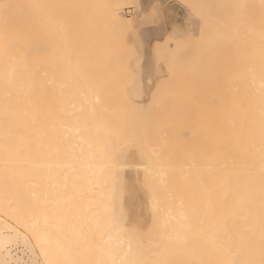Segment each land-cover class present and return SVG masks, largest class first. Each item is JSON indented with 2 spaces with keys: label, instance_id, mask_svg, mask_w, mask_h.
<instances>
[{
  "label": "rangeland",
  "instance_id": "374dc122",
  "mask_svg": "<svg viewBox=\"0 0 264 264\" xmlns=\"http://www.w3.org/2000/svg\"><path fill=\"white\" fill-rule=\"evenodd\" d=\"M82 1L84 2V0H0V4H4L8 8H18V7L20 8L21 7L20 10L22 11V24H23V27H26L24 29V31L22 30V32L24 33L25 36L27 35V30H28V34H31L30 36H27L30 39L32 38L31 40L29 39L31 41L30 43H32L31 47H33L32 45L35 46V44H36V47H38L39 44L41 45V46H39V49H36L34 47L32 49L40 50V47H42L43 44H45L43 47L46 51V50H48L46 48L49 45V44L48 45L46 44L47 41L51 42V44L53 42L57 43L58 40L62 39L63 36L66 37L67 34L68 35L73 34V35L77 36L80 40V44H81L80 49L85 48V43H86V45L89 44L88 50H90V51H92L93 49H95L93 51L99 50L100 52L105 54L104 58H107V60L109 59L106 63L104 62V64L96 66L95 68H92L90 66L82 67L81 74H80L81 75L80 80L82 82L80 80H78L77 82L75 81L76 84L78 85V86H76L77 89L80 90L81 88L82 89L88 88L90 91H92L94 93H98L99 94L98 97L97 98H93V97L84 98V96L80 94V96H81V97L79 96L80 101H79V99H75V98L73 99V103H75V100L79 101V103L77 101L75 104L77 106H80V108H83L82 107V106H84L83 103L84 104L87 103V104H85L84 107L86 108L85 109L86 111H87V108H89L88 111L83 112L84 108L81 109L82 112L85 113L84 114L85 118H87L90 115H93V116H91L92 117L91 119L93 122H94V120L97 122L98 118H100L98 121L99 122L98 126L99 127L104 126V127H102V130L103 131L105 130V131L103 132L100 129L99 130L96 128L95 129H96V131H100V132L102 131V134L104 133L107 137H105V135H104V137L101 136L102 139L100 138V136L98 137L97 134L99 132L93 131V129H94L93 124L94 123L93 122L89 123V121L91 120L89 118H87L88 119L87 121L86 120L83 121L85 119L83 114H82V116L84 119L81 120L82 116L80 115L81 119H79L80 120V122H79V120H78L79 115H77V111L79 112L80 109L77 111L74 110L71 112L70 115L72 116V119H73L72 122H74V121L77 122L74 119V118H76L75 117L76 115L78 116L77 117L78 123L87 122V123H85L87 126L91 125L90 128L88 127L90 130L86 133H85V130H82V129L81 130L84 131V133L86 135L88 133V136L89 135L92 136L93 134L96 133L95 135H97V137L95 135H93L92 138H94L95 140L97 139L96 143H98L100 141V144L102 145V146H100L99 144H95L97 146V148L99 147V148L104 149L103 145L106 146L105 147L106 152H103V151L97 152V156L99 157L98 161H101V163H103V162L104 163H106V162L113 163V165H114L113 171H116V173L117 172L119 173V171H121L120 174H126L125 172L127 170H129V171L132 170L130 173H132V172L138 173V178H139L138 184L141 181L139 186H141V185L144 186V187L143 186L141 187L142 192H143V197L145 196V192L147 191L146 187H149V188L151 187V186H147V184L153 183L154 186L152 187V191L153 190L156 191L153 193L155 196H154V198H152L153 196L150 193L151 191L148 190V191H150L149 192L150 194L147 191L146 193H148V194H146V195H148V196L151 195L152 197H147V198H148V200H149V198H152L153 200L154 199L157 200L155 198L157 195V198H159L158 199L159 205L161 203L163 206L167 205L168 210L166 209L167 207L166 208H162L163 206L161 207L163 210H165V211L167 210L166 212H168V214H169V216L166 215L167 217H169L168 218V224H167V227L169 225V228H168L167 232H169V230L172 229L170 227H172V226L174 227L168 234L167 233L165 234L167 241H164L162 243H160V241H159V243L161 245H163V247H166V248L168 247L167 252L170 251V253L171 252L173 253V250H174L169 246L170 244L168 245V242L169 243L172 242L173 240H175L174 238L179 239V237L182 238L183 242H185L187 237L185 238L184 237L185 235H183V233L187 234L190 231L192 232V228H193L194 233L196 232L195 237L197 236L196 239H200L199 241L198 240L195 241L196 239L194 237V233L192 232L193 233L192 235H190L191 233H189L187 235L189 238L191 236L193 239H195L194 243L192 242V244H190L191 242L189 243V240H187V243H189V244H186V242H185V244H186L185 249L186 250L188 249L187 252H188V254L191 253V255L184 253L185 252L184 250H183L184 252H182L180 250L184 254L179 255L180 252H179V250L177 251L178 245H182V248H184L183 244H181L182 240H180V242L178 241L176 243V245H174L176 247L174 250L175 254L178 252L177 255H175V254H172L175 256H172L171 254H170L171 256L167 255L171 258H168L166 256L168 258V259H166L164 257L166 262H163V263L170 264V261H171V264H173L175 261L176 262L178 261L180 264L179 258H180V256L183 255L182 257L184 258V260H182L183 258H181V262H184V263L188 262L189 264H191V262H189V261H192V264H193V262H194L193 259H194L195 260L194 263L202 264V259H203L202 258V250H203L205 241H204V237L202 238L201 235L203 234L202 236H204L205 233L208 232V229H209L208 227H210V222H211V220H210L211 217H209V215L211 216V212H209V211H211V209H210L211 208V200L209 199L211 195H206L205 189H203L206 186V182L204 179L205 178H206V180L209 179L205 170L208 171V173H209V171H211V169H210L211 166L207 167L209 170L206 168V166H209L208 164L212 163V161H211L212 160V151H211L212 148L211 147H212V139L213 138L211 136L212 135V132H211L212 129H210V128H212L213 120L209 121V119L210 120L213 119L214 109L217 106V105L216 106L214 105V104H217V102H216V99H217L216 93L217 92L213 91L214 89L211 91L213 85L210 88V84L212 82V84L214 83L216 85V83H215L216 80L212 77L216 78V75L218 76V72L220 70L219 68H221L222 65L226 62L225 60H228V57H229L228 46H229V44H231L233 42L235 44V42L237 40H240L241 35H243L242 34V32L244 31L243 27H245V25H244L245 20L248 17L247 16L248 2H247V0H181V1L180 0H169V2H168V0H161L162 2L157 0V3H156V1L152 2L154 5L151 4L153 6L151 7V5H150L149 6L150 9L148 8L147 9L148 12H147V10L142 11V9H140V5L137 4L138 0H98V1L96 0V1L91 2L92 5L90 4V9L93 7V12L97 13L96 17L94 18L96 22L95 21L92 22L91 18L88 17L87 12L85 10H83V7L85 5ZM163 2H164V4L166 3L165 6H163L164 5ZM81 3H83L82 4L83 7L80 5ZM186 5H189V6H186ZM73 6H78V7L72 8ZM137 6H139V7H137ZM190 6H192V9H190ZM79 7L81 9H79ZM35 8L37 11L35 10ZM193 9H195V10H193ZM34 10L36 11V13ZM140 10H141V12H140ZM196 10L197 11L199 10V12H196ZM72 11H74V12H72ZM112 11H115L116 13H118L120 15L121 19L115 20L113 18V16L111 15ZM84 12H86V13L84 14ZM137 12L141 13V15H144V16H141ZM146 13H149V14H146ZM199 13H201L202 15H200ZM38 14H39V16H38ZM36 15H37V17L35 18ZM136 15L137 16L139 15V17H137ZM203 15L206 17H204ZM77 16H79V19H77ZM86 17L88 18V20H86L87 19ZM207 18L209 19V21ZM41 20L45 21V22H42ZM212 20L214 22H216L218 25L213 24ZM33 22H35V23H33ZM54 22L56 24L55 29H54V30H56V32H53L52 24H54ZM91 23H95L94 27L90 26ZM159 23L161 26L163 25L166 28L163 26H162V28L161 27L159 28V26L157 27V25H159ZM155 24H157V25L155 26ZM117 26H118V28H117ZM217 26H221V27L219 28ZM107 27H108V29H107ZM141 27L144 31L141 29ZM151 27H154L155 29L151 28ZM56 28H58V30ZM92 28L96 31V32L94 31L95 36L93 37V41L89 40L90 37L92 39V35L94 34L91 32ZM145 28H147V29H145ZM148 28H150V29H148ZM163 28H165L164 29L165 31L162 30ZM93 29H92V31H93ZM138 29H140V30H138ZM151 29L152 30L154 29V30L152 31ZM158 29H160V33H161V34H159L160 36L158 35L160 38L159 37L154 38L155 37L154 31H156ZM221 29L225 30L226 32L228 31V33H230V34L226 33L225 31H221ZM147 30H148V32H147ZM241 30H242V32H241ZM163 32L164 33L167 32V33L164 34ZM148 33H150V34H148ZM139 34H140V36H138ZM143 34H146V36ZM232 34H234V36H232ZM152 35H153V37H152ZM161 35L164 37V38L162 37L163 39L161 38ZM130 36H132V37L130 38ZM144 36L146 38L145 41H143ZM148 36H149V38H148ZM135 37L138 38L139 41ZM151 38H153V41H154V42L152 41L153 43L150 42L152 40ZM133 39H135L134 41L137 40V42H138V43H136L138 46L137 49H139V50L141 49L140 51L142 52V53L139 52L140 54H138V51H137L138 56L135 54L137 49L135 47L136 45L134 44V42H132ZM86 41H88V43ZM89 41L92 42V44H93L92 46H94V47H92V48L89 47V46H91ZM141 41H143L144 44L148 45V48L146 45L144 46V44H142L143 42H141ZM151 43H152V45H151ZM236 43H240V42H236ZM95 44H97V45L95 46ZM153 44L155 46L154 48H153ZM98 45L99 46L103 45V46L101 49H98L101 47V46L99 47ZM134 47H135V49H134ZM145 50L148 53L150 51L152 52V54H150V56L147 53L148 57H150L149 59L151 60V67L154 65L152 67V68H154L152 71L154 73H151V74L152 75L154 74V76H156V74H157L156 77H158V75L160 74L159 78L160 77L162 78V75L164 73L165 77H163L162 80L164 79L163 81L167 84H165L162 80H160L161 78L159 79V78L155 77L156 79L151 78L152 79L151 80L150 79L151 74L148 77L147 76L144 77L146 79V81H144L145 79L142 78L143 77L142 72L139 69L140 68L139 67V61H140L139 59H141L144 56ZM154 50H156V51H154ZM153 52L155 55L153 54ZM155 57H156V59H155ZM132 58H134V59H132ZM124 60H125V62H124ZM132 60H134L133 63L135 65H133ZM152 60H154V61H152ZM156 61H157L158 66L155 65ZM165 62L167 63L166 64L167 66L165 65ZM158 63H160V64H158ZM132 65L135 66L134 68L138 72V73H136L137 76L135 74H133V72H135V71H132V69H133ZM130 67L132 69H129ZM160 67H162V68H160ZM160 69H162V70H160ZM74 70L70 71L69 80L72 79L71 78L72 76L74 78V73H75ZM161 73H162V75H161ZM135 76H136V78H135ZM154 76H152V77H154ZM199 76H201V77H199ZM147 78L150 80L148 81ZM165 78H166V81L167 80L169 81V83H168V81L167 82L165 81ZM176 78H178V79H176ZM137 79H139V80L142 79V80H140V82H137L136 81ZM171 80H172V82H171ZM186 80H187V82H183ZM212 80H215V82ZM141 82H143V86H142ZM147 82H149V83L151 82L152 85H150ZM160 82L161 83L163 82L162 84L165 85L166 88L169 87V86H167L168 84L170 86L172 85L173 89L175 87L176 88L174 90L171 88H170L171 90H168L169 88L168 89L165 88L166 91H164V92L166 94L164 95L163 94L164 92L162 90H165V89ZM72 83H74L73 79H72ZM144 83L145 84L147 83L146 84L147 86ZM158 83H159V86H161V88H163L161 90V93H159V95H161V98L159 95L157 96V98H159V100H160L158 102L161 103L162 100L165 99L160 105L157 102L158 99H156V100L150 99L153 97L156 98V93L154 94V92H155L154 89L157 87ZM83 84L85 87L83 86ZM74 86H75V83H74ZM193 86H194V88H193ZM202 86L204 87V89H205V87L209 86L205 90L203 89L205 91V93H207V94H203V96H202L201 92L204 93V91L203 90L201 91L202 88H200ZM130 87H133V88L137 87L139 90L141 88H143V89H141V92H142V95H144V96L142 97L140 95V93H138L139 90L136 89V91L138 93L137 94L135 92V88L130 89ZM147 87L149 88L148 91H147ZM161 88L156 89V91L158 90L157 93L160 91ZM196 88H199L200 90L199 89L197 90ZM129 89H130V91H129ZM192 89H193V91H192ZM207 89H208V91L210 90L209 95H208V92L206 91ZM143 90L145 92H143ZM195 90H197V92L199 94ZM181 91H183V92H181ZM129 92H130V94H129ZM147 92H149V93L145 96V94ZM214 92H215V94H214ZM143 93H145V94H143ZM133 94L134 95L136 94L135 95L136 97ZM151 94L155 95V96H152ZM194 94H195V96H194ZM200 94H201V96H200ZM138 95L144 99L143 100L141 97H139L141 99V101L146 100L145 103H142L141 101H139L140 99L138 98ZM191 95H193V96H191ZM197 96H199V97H197ZM204 96H205V98H204ZM206 96H208V97H206ZM145 97L146 98L148 97V98L146 99ZM165 97L166 98L168 97L167 98L168 100ZM169 97L171 99L173 98L174 102H171ZM193 97H194V99H193ZM91 98H93V99H91ZM136 98H138L139 100L137 101ZM155 98H153V99H155ZM96 99H97V101H96ZM135 99L137 102L135 101ZM212 99H215V100H213L214 103L212 102ZM154 101H156V102H154ZM209 101H210V103H208ZM147 103L150 104L151 106L148 105ZM171 103H172V105H171ZM75 104H73V105H75ZM95 104L96 105H98V104L103 105V108H105L104 110H106V111H102L103 110L102 108H101L102 110H99L100 108L97 109L98 107H102V106L98 105V107H96ZM136 104H139V105H136ZM154 104L157 105L158 108L162 107V108H160L162 110H164V108H166L164 111L165 112L167 111L169 116L167 117V114H164L165 112L163 113L164 115L162 116L161 114L163 111H160V109L156 110L154 108L155 106H152ZM211 104L214 105L215 108H212ZM86 105H88V106H86ZM141 105L142 106L145 105L144 107H147V108L142 107L143 110H141L142 109V108L140 109ZM179 105H181V107H183V110ZM208 105L210 108L208 107ZM167 106H168V109H167ZM73 107L74 106H72V108ZM90 107H93L95 110L94 109L92 110V108H90ZM148 107H151V108H148ZM174 107L177 109H174ZM179 107L181 110L178 109ZM194 107H195V109H194L195 111L193 110ZM190 108H192V109H190ZM144 109H146V110H144ZM151 109H153V111ZM211 109H212V112H211ZM107 110H109L110 113ZM168 110H169V112L170 111L171 112L169 113ZM187 110H189L190 112L192 111L191 113H189L190 114L189 116L191 118L187 117L188 112H189ZM205 110H206V112H205ZM93 111L94 112L97 111V115L100 112L101 113L105 112V115L107 114V112L109 114L112 113L114 121H113V119H112V121L110 120L112 118V116H110L111 118L109 117L110 119L107 118L109 116L108 114H107L108 116L106 117V116H103L104 115V113H103L101 115V116H103V119H102L100 117V115L97 116L95 114L96 112L93 113ZM142 111L144 112V114ZM157 111H160V113ZM182 111L183 112L185 111L184 114H182L183 113ZM155 112H157V113H155ZM87 113H89V115ZM149 113H150V115H149ZM192 113H194V114L192 115ZM79 114H81V112ZM94 114H95V117H94ZM121 114H123V115H121ZM146 114H148L147 116H149L148 119H147ZM156 114H157V116H156ZM171 114L173 116L174 115L176 116V118L174 120H172L173 118H172ZM180 114H182L183 116ZM151 115H152V117L155 115L153 119L151 118ZM185 115H186V117H185ZM115 116L118 118H114ZM159 116L162 118H159ZM170 116H171V118H169ZM210 116H211V118H210ZM93 117L95 118L94 120H93ZM192 117L196 118V120L194 118H193L194 119L193 120ZM187 118H189V119H187ZM202 118H203V120H202ZM115 119H117V121ZM118 119H120L119 123H121V124H118ZM126 119H127V121H126ZM188 120H191V121H188ZM199 120H201V121L199 122ZM96 122H95V124H96ZM98 122H97V124H98ZM173 122H175L176 128H174ZM202 122H205V123L203 124ZM125 123H126V126H125ZM155 123H157V124H155ZM207 123H208V125H207ZM209 123L211 126H209ZM95 124H94V127H95ZM100 124H101V126H100ZM122 125H124V126H122ZM182 125H184V126H182ZM185 125H187V126H185ZM188 125H189V127H191L190 129H189ZM87 126L84 129L88 130ZM193 126H194V129H192ZM199 126L201 127V129ZM96 127H97V125H96ZM170 127H172L171 131L169 129ZM206 127H207V129H205ZM177 128L179 131L176 130ZM187 130H188V132H187ZM207 130H208L209 134H208V132L206 134ZM90 131H92V132H90ZM180 131L182 134L178 133ZM203 131L205 132V134L203 133ZM93 132H95V133H93ZM164 133H165V135H164ZM102 134H99V135H102ZM143 134H144V136H143ZM207 135H208V137H207ZM199 136H201V137H199ZM156 137L159 140L156 139ZM161 137L164 140L161 139ZM183 137L186 139L187 143ZM203 139L207 140V141L209 140L208 143H207V141H202L203 142V144H202L201 140H203ZM134 140H135V142H134ZM199 140H200L201 144L198 143ZM164 141H168L169 143L164 142ZM188 141H189V143H188ZM170 142H171V145H170ZM112 143H113V146H112ZM194 143H195V145H194ZM189 144H191V145H189ZM130 145H132V146L134 145V146H138V147H134V146L132 147ZM176 145L177 146L179 145V148H177ZM185 145H187L188 147L193 145V148L192 147L191 148L194 149V151L193 150L190 151L189 149H191V148L188 149V147ZM125 146H129L128 148L126 147L128 149L127 151H126ZM139 146L141 149L139 148ZM182 146H183V148H182ZM148 147H149V149H148ZM205 147H206V150H204ZM57 148H58V150H60V147H57ZM114 148L115 149L117 148V149L115 150ZM122 148L123 149L125 148V150H123ZM129 148H130L131 152H132V150L133 151L135 150V152L137 154H138V149L142 150V152L140 150L139 151L144 156L143 157L140 156V153L136 156L138 159H140V158H142V159H140L139 161H138V159H134V160L129 159L127 157L128 155H131ZM136 149H137V151H136ZM55 150L56 149H54L53 152L51 151V153L56 154ZM153 150H154L155 154H153L154 153ZM120 151H121V153H120ZM41 152H42V150H41ZM59 152H62L61 154L64 156L67 155V153L64 149L60 150ZM116 152H118L117 155H116ZM128 152H129V154H128ZM135 152H133V153H135ZM158 152H159V154H158ZM81 153H83V152H81ZM42 154H43V152L41 153V155ZM61 154L60 153H59V155L56 154L57 157L59 156L58 157L59 159H57V162L54 161V160H56L54 158L52 160L54 163L51 161L54 154L51 155L50 161L55 166V167L53 166L54 170H52V172L54 171L53 173H54V177H56L55 179L60 180L59 178L61 176L63 177V178H61V180L63 182L62 188L60 186L56 185L55 188L54 187L52 188L53 190L50 189V191H52V192L47 191V189L44 188L45 189L44 192L46 194H48L47 192H50L49 193L50 195H45V193L41 194L43 192L42 190H41L42 192L40 193L41 195H0V225H2V224L11 225L14 228H16L21 234V237L18 238L19 240L17 239L11 245L10 252H8V251H1L0 252V260L10 259L14 262V264H31V262L36 258V255H35L36 252H41L42 254L40 256V259L43 262L46 261V258L50 259V261H52L51 264H53V263H55V264H132L133 261H136V263L134 262L133 264H137V263H139V262H137L138 260H141L139 264H141V263L144 264V262L146 264L147 261L149 263V259L147 260V257L145 254V253H147V256H153V257H151V260H150L152 262V259L154 258V256H157L155 254L149 255V254H151L152 250H155L154 249L155 240L158 237H160L161 235L163 236V231L165 230V232H166V230H167V228L164 229L166 227V224H165L166 221H164V223L161 224V226L165 224L164 227H162L164 229L163 231L159 230V228L161 226L158 225L157 222L156 223L154 222L155 224L153 223V225L157 224L156 226L158 227V229L155 226H153V228H151V226H152L151 222L153 220L152 218L154 217V215H153L154 210H153L152 205L154 206V202L156 204H158V202L154 201L152 203V201H150V203H151V205H150L149 201H147V199H145L146 196L144 198V200H146L145 203L148 202L149 212L151 209L153 210V211L151 210V212H150L152 214H150L149 212L147 214V212L144 213V211H143L145 216L149 215L148 218L146 217L147 220L149 219V223L146 220L145 216H144V219L146 221L142 220L141 221L142 223H140L137 220V223H140V224H137L136 221H134V220H133L134 222L132 221L133 223L129 221L132 224L131 226H128L130 223H128V224L125 222L123 223V225L127 224V226H128L127 228L125 226H124L125 228L123 227L124 229H126L125 230L126 232L124 231L123 232L124 234H123L120 231V233L117 234V237H119L118 235H120L121 237L123 235H129V237L128 236L124 237V239H126L124 241H127L128 246H129V244H130V246L132 244V246L131 247L129 246L128 249H126L127 248L126 246H125V248L122 247V248H124V249H122L123 250L122 252L125 255H121V253H122L121 252L119 255H121L123 257H120L118 255L117 257H120V258H116L114 260V258H115L114 257L113 258L114 261H111L112 257L109 258L110 254L108 255V251H107V247H108L107 245H109L107 243H111V242H109V241L107 242L105 240V237H106L107 233L109 234V232L111 234V235L109 234L110 236H113L112 235L113 233H114V235H116L115 232H113L114 228H116L113 226V223L115 222V224H116V218L117 217L119 218L120 214H119L118 210H116L114 208L116 210V212H118L119 215L116 214L115 210L113 209V207H115L114 204L112 203L114 201V199L111 198L112 195L111 196H109V195H94L93 196V195H85V194H83V195L74 194L73 195V193H75L73 190L74 186H72L73 183L70 181L72 184H70V183L66 184L67 178L71 179L72 175L75 176L73 173V170H72V172L69 173V175L64 174L65 178H66V179H64V175H62L63 172L61 171V168L57 166L61 161L60 157H62V160H64L65 162L69 161L70 157L69 156L63 157V156H61ZM119 154L120 155L122 154L120 156V157H122V160L120 159V157L117 158V156H119ZM126 154H128V155L125 157L124 155H126ZM155 155L157 156V158ZM194 155L195 156L199 155V157L197 156L195 158ZM131 157L133 158L135 156H131ZM127 158H128V160H127ZM143 158H144V160H143ZM119 159L121 161H124L125 165L129 161H132L133 163L132 162L128 163L127 164L128 168H127L126 167L127 165L125 166L124 163L121 162ZM206 159H209V161H211V162L209 163V161ZM146 160H148V161H146ZM199 160L202 162L204 161L206 164L202 163V162L200 163ZM137 162H142L140 164L142 165L144 163L145 165L141 166ZM55 163H58V164L55 165ZM136 163L138 164L137 166L140 168V170L136 169V167H137ZM195 163H196V165H195ZM116 164H117V166H116ZM120 164H122L123 167L125 166L126 169L123 168V171L125 170L124 172L119 169L122 167ZM202 164L206 165L205 166L206 169L203 168L205 170L200 171L201 170L200 166ZM131 166H133V169H136V170L133 171ZM143 166L147 167L146 170H142L145 168ZM165 166L167 168L169 167L168 170H167V168L165 169ZM178 166H179V168H178ZM158 167H160V170ZM161 167H163L162 171H161ZM170 167H171V169H170ZM191 167H193V168H191ZM197 167H199L200 170L194 169ZM56 168H58V169H56ZM148 168H149V171L152 169L154 172H157V173L156 174L152 173V170L150 172H148ZM156 168H158V169H156ZM172 168H175V169H172ZM59 169H60V171H59ZM163 169H165V170H163ZM137 170L141 171V172H138ZM170 170H171V174H168L169 176L168 175L166 176L168 178H165L166 173H169ZM185 171L187 172L185 176H187V174H189V175L192 174V176H193V178H192V176L188 175V178H189L188 181L189 182L186 181L187 177L184 178L185 176L182 175L183 173L185 174ZM188 171H190V172H188ZM196 171H198V172H196ZM174 172L176 174H174ZM199 172H200V174H199ZM147 173L149 174V176ZM163 173H165V175H163ZM179 173H181V175ZM55 174H58V175H55ZM117 174H115L116 175L115 179L116 178L120 179L121 176L118 174V177H117ZM152 174H153V177H152ZM161 174H162V176H161ZM155 175H159V176L154 177ZM198 175L200 177L202 175H204L205 178L202 179L203 176L200 178ZM70 176H71V178H70ZM77 177L79 178V176H77ZM77 177H76V179H77ZM74 178L75 177H73L71 180H73ZM145 178L147 180H144ZM152 178H156V179L153 181ZM162 178L164 180L167 179V183L169 182V180L171 182H169L167 184V183H165L166 180L162 181ZM63 179L65 181H63ZM142 179L144 181H142ZM184 179L186 182L184 181ZM200 179H202V180H200ZM151 180H152V182H151ZM160 180H161V183L164 182L166 185L164 186V183H162L163 185L160 183L162 185V186H160L159 185ZM199 180H200V182H198ZM148 181H150V183ZM201 181H203V182H201ZM143 182L145 184H142ZM195 182L197 184H195ZM188 183H190L189 184L190 186L188 185ZM198 183H200V185H198ZM43 184H45V183L43 182ZM43 184H42V186H44ZM59 185H61V184H59ZM64 185L66 188H68V187H70V188L65 190ZM197 185H198V187H197ZM156 186H158V187H156ZM59 187L61 190L58 191ZM40 188L42 189L41 185H40ZM143 188L144 189L146 188L145 191ZM197 188H199L200 191L197 190ZM69 189H71L69 192L73 191L72 193H70L71 195H69V193H68V195L62 193V192H64V193L68 192ZM157 189H159L160 192ZM165 189H167V190H165ZM169 191H171L170 193L172 194V196L174 195L173 199H172V196L169 195ZM202 192H203V194H202ZM52 193L53 194L55 193V194L51 195ZM59 193H61V195ZM193 193H195V194L193 195ZM206 196H208V197H206ZM166 199H167V202H166ZM168 199H169V201H168ZM169 202H171V203H169ZM180 202H182L183 204ZM207 202H208V206L210 205L209 206L210 208L207 206ZM163 203L164 204L166 203V204L164 205ZM167 203H169L171 208H172V204H173L172 210ZM177 203H179V205L182 204V205H180V209H179V206H176ZM183 205L186 208L183 210L192 211V214L190 212L186 213L184 211L188 215V219H186L187 221L185 222V227L187 226L188 229L185 228V230L182 228L180 229V225H179V221H178V218H179L178 216H179L180 210H181V212L183 211L182 210ZM150 207H152V208L150 209ZM174 208H175V210L179 209V211L178 210L175 211ZM207 208L210 210L208 211ZM144 209L148 211L147 207ZM163 210H160L162 212V214H164V212H165ZM204 211H205V213L206 212L207 213L205 214ZM166 212H165V214H167ZM171 212H173L174 214ZM175 213H176V216L178 218L174 217ZM193 214H194V216H192ZM152 215H153V217L151 218ZM170 215H172L174 221H171L172 219H171ZM112 218L114 220H112ZM166 218L164 220H166ZM143 221H145V222H143ZM190 221H192V222H190ZM31 222H34V223H31ZM172 222H174L175 224ZM143 223L145 225L147 223V226H146L147 229L146 230H145V227H142V225H141ZM189 223H191L193 225H191ZM207 223L209 224V226ZM117 224H119V223H117ZM173 224L176 226V228ZM133 225L135 227H133ZM136 225H138V227H137L138 229H135ZM119 226H120V224H119ZM139 226H141V228H139ZM117 227H118V225H117ZM130 227H131V229H130ZM177 227H179V229ZM121 228H122V226H121ZM155 228L157 231L159 230V233L162 232V234H160L158 236L157 235L158 232H156V230H154ZM200 228H203V229H200ZM127 229L130 231H128ZM141 229H142L141 232H144V234L140 233V232L139 233L135 232L137 230L140 231ZM152 230H154V231L152 232ZM175 230H177L178 232H179V230H181L182 232L181 231L180 232L182 234H180V236H179L178 233H176L177 231H175ZM186 230H189V231L187 232ZM111 232H113V233H111ZM154 232H156V233L154 234ZM172 232H173V234L171 235L170 233H172ZM135 233H138V235L136 234L137 237L139 236V234H140V236L142 234L144 236H147V234L149 235V233L151 235L153 234V236L154 235H157V236L156 237L151 236L152 237L151 238L150 235L147 237H144L142 235L138 239L135 236ZM198 233H200V234L197 235ZM131 234L132 235L134 234L132 236V238H134V239L137 238L139 241H140V238L142 240H143V238L148 239V237H150L151 240L152 239L154 240V238H155L154 242L152 240V243H154L153 245H152V243L149 242V241H151L150 239H148L149 241L145 239L147 242H149L150 247L153 246V249L151 248L152 250L150 249V252L149 251L147 252V250L145 252V250H143L142 253H144V252L145 253L141 257L144 259L146 257L144 262H142L143 260L140 257V254H138L139 252L136 250V248L138 249L140 247V249H138L140 251L142 249L140 245L144 246V248H147L148 246L145 247V245H149V244L144 240H143L144 241V243H143L141 240V244L138 246L137 244L140 243L139 241L137 242V240H136V243H137L136 244V243H133L134 239H132V238L127 239V238H130ZM169 234H170V236H168ZM165 235H164V237H165ZM173 235H174V237H171ZM177 236H179V237L177 238ZM171 238L173 240H171ZM162 239H161V241L164 240V239L163 240ZM131 241H132V243H131ZM156 243H158V241H156ZM174 243L175 242L173 241V244ZM187 245H189V246H187ZM190 245H191V247H190ZM133 247H135V248H133ZM188 247H190V248H188ZM132 249H134V250H132ZM158 249L156 250L157 253H159L158 251L160 250V249L159 250ZM165 249H163V250L165 251ZM108 250L110 252V250H111L110 246H109ZM124 250H126V252ZM132 251H134V252L136 251L135 253L137 254V256L139 255V257L137 258L135 253ZM156 251H152V253L153 252L155 253ZM164 251H162V255L163 254L165 255V253H163ZM133 254L135 255L137 260L134 257H132ZM159 254H158V256H159ZM189 256H192L193 258L189 257ZM188 257L191 260L188 259ZM133 258H134V260L131 261ZM156 258H158V257L154 258V260H155L154 262L158 261V260H156ZM159 258H161V260H162V256ZM171 259H173V261ZM177 259H179V260H177ZM187 259H188V261H187ZM168 261H169V263H168ZM185 261H187V262H185ZM46 262H44V264L48 263V262L47 263ZM154 262H152V263L156 264ZM176 262H175V264H178V262L177 263ZM157 264H159V262H157Z\"/></svg>",
  "mask_w": 264,
  "mask_h": 264
},
{
  "label": "bare ground",
  "instance_id": "6f19581e",
  "mask_svg": "<svg viewBox=\"0 0 264 264\" xmlns=\"http://www.w3.org/2000/svg\"><path fill=\"white\" fill-rule=\"evenodd\" d=\"M93 1H96V0H84V2L82 1L85 5L84 7L82 6L83 3L80 4L83 7V10H85L87 12L88 17L91 18L92 22L95 21L94 18L96 17V14H97V13L93 12V7L90 9V4ZM154 1H156V3H157V0H138L137 4L140 5V9H142V11H145L148 8L150 9L149 6L151 4H153L152 2H154ZM159 1H161V0H159ZM168 2H169V0H168ZM247 2H248V11H247L248 17L245 20V24H244L245 27H243L244 31L242 32V30H241V32L243 34L240 37L241 41L237 40L238 39L237 38L236 42H240V43L235 42V44H234V42H233V43L229 44V46H228L229 57L227 56L228 60H225L226 62L222 65L221 68H219L220 70L218 72V76L216 75L217 79L215 77H212L216 80V82H215V80H212L216 83V85L214 83L212 84V82L210 84V88L213 85L211 91L214 89L213 91L217 92L216 93L217 104H214L215 106L216 105L217 106L215 108V106L211 104L212 108H215V109H214L213 119H211V120L209 119V121L213 120L212 128H210V129H212L211 130L212 135L211 134L210 135L213 138L212 139V147H211L212 148V150H211L212 151V160L210 159L212 161V163L208 164L209 166L202 164L200 166L201 170L199 169V167L194 168V169H197V170L199 169L200 171H202V170H205L207 167L211 166V168H210L211 171H209V173H208V171L205 170L209 179L206 180L205 176L202 175L203 176L202 179L205 178L204 180L206 182V186L203 189H205L206 195H211L209 198L211 200V208L209 207L210 205L208 206V202H207V206L211 209V211H209L210 209L207 208L208 211L211 212V216L208 214L209 217H211V219H210L211 222L209 221L210 227H208L209 224L207 223L208 224L207 227L209 228V229L207 228L208 232H206L204 236H202L203 234L201 235L202 238L204 237V241H205L204 247L202 250V258H203L202 264H264V0H247ZM163 4H164V2H163ZM153 5H151V7ZM165 5H166V3L163 6H165ZM78 6H73L72 8H75V7L77 8ZM186 6H189V5H186ZM137 7H139V6H137ZM20 8L19 7L18 8H8L4 4H0V195H41V194L45 193L44 188H46L47 191H50V189L53 190L52 188L53 187L55 188L56 185H58L62 188L63 182H62L61 178H63V177L61 176L59 178L60 180L55 179L56 177H54V173H53L54 171L52 172V170H54L55 166H54V164H53L54 162L52 160L54 158V159H56L54 161L57 162V159H59L58 158L59 156L57 157L56 154H58V155H59V153L61 154L62 152H59V151L64 149L66 151L67 155L64 156L61 154V156H63V157L69 156L70 160L65 162L64 160H62V157H60V159H61L60 163L59 164L55 163V165L58 164L57 166L61 168V171L63 172L62 175H64V174L69 175V173L72 172V170H73V173L75 176L72 175V178L73 177H75V178L73 180H71L72 178L70 176L71 179L67 178V180H66L67 181L66 184H68V183L72 184L73 183L72 186H74V189L73 188L72 189L75 192V193H73V195L74 194H76V195L85 194V195H93V196L94 195H109V196L112 195L111 198L114 199V201L112 203L114 204L115 207H113V209L115 208L116 210H118V212L120 214L119 215L118 212H116V210L114 209L115 213L119 215V218L117 217L119 220L116 218V224L119 223L120 226H119V224H117L118 225V227H117V225L114 222L113 226L116 228H114L113 232H115L116 235H114V233L111 232V233H113L112 234L113 236H110L111 234L109 232L110 235L107 233L106 237H105V240L107 242L108 241L111 242V243H107V244H109V245H107L108 246L107 251H108V255L110 254L109 258L112 257L111 261H114L116 258L123 257L121 255H125L122 252L123 251L122 249H124L125 246L127 247L126 249H128V247L130 246V244L128 246L127 241H124V240H126V239H124V237H127V236L129 237V235H123L122 236L123 238H122L120 235H118L119 237H117V234H119L120 231L123 233L126 230L124 228L131 226L132 224L130 222H132L133 220L136 221V223H137V220L140 223H142L141 222L142 220H145L144 219V216H145L144 213L147 212V214H148V212H149L148 202H146L147 203L146 204L145 203L146 200H144L145 196H146L145 199H147V201H149V203H150V201H152V203L154 201L158 202L159 198H157V195H156L155 198L157 200L152 199L155 196L153 193L156 191H154V190L152 191V187L154 185H153V183H150V181H148L150 184H147V186H151V187L150 188L146 187V188H147V191L148 190L151 191V192L148 191V193L150 192L153 197L151 195H149V196L146 195V194H148V193H146L147 191L145 192V196L143 197V192H142V188H141L143 185L139 186L141 181L138 184V180H139L138 173H134V172L130 173L132 170L131 171L127 170L125 172L126 174H120L121 171H119V173L118 172L117 173L121 177H120V179L119 178L115 179V176H116L115 174H117V173H116V171H113V168H114L113 163H111V162L104 163L103 161H102L103 163H101V161H98L99 157L97 156V152H102V151L106 152L105 151L106 146L103 145L104 149L99 148V147L97 148V146L95 144H99L100 146H102V145L100 144V141L98 143H96L97 139L95 140L94 138H92L93 135L96 134L95 132H99L97 135H98V137L100 136L101 139L105 135L104 133L102 134V131H103L102 127H104V126H101V124H100L101 127L98 126L99 125L98 121L100 118H98V121H97L98 124L94 120L95 114L97 115L98 110L95 111L96 113L93 111V113H95L94 117H93L94 122L91 119L92 118L91 116H93V115H90L87 117V118L91 119L89 121V123L93 122L95 124V122H96L95 127L93 124L94 129L93 128L92 129H93V131H95V132H93L95 134L92 133L93 134L92 136L91 135L88 136V133H87V135L85 134L86 132H88L90 130L89 128L91 127V125L87 126L85 124L87 122L78 123V120L81 119L80 117L82 116V114H83V116L85 114V113H83L86 111L85 110L86 108L84 106L87 103H85V104L83 103L84 106H82V107L84 108V110L82 112L81 109H83V108H80V106H77L75 104L78 100H75V103H73V99L74 98L79 99L80 94L83 95L84 98H87V97L97 98L99 95L98 93H94V92L90 91L88 88H86V89L81 88L80 90L77 89L76 86H78V85L76 84V82L81 79V75H80L81 69H82V67H86V66H90L92 68H95L96 66L104 64V62L106 63L109 59L107 60V58H104L105 54H103L99 50L93 51L95 49H93V50L91 49L93 52L88 50L89 44L86 45V43H85V48L80 49V46H81L80 40L77 36H75L73 34H69V35L67 34L66 37L63 36L62 39L59 38L60 40H58L57 43L55 42L56 44L54 42L51 44V42L47 41L48 43L46 42V44L47 45L49 44L48 45L49 48L47 47L46 49H48V50H46V51L43 47L45 44H43V46L40 47L41 51L32 49L33 47L36 49H39V46H41V45L37 44L38 47H36V44H35V46L32 45L33 47H31L32 43H30L31 42L30 40L32 38L30 39L29 37H27V36H30L31 34H28V30H27L26 36L22 32V30L24 31V29L26 27H23V24H22V11L20 10ZM79 9H81V8L79 7ZM190 9H192V6H190ZM35 10H36V8H35ZM193 10H195V9H193ZM36 11H35V13H36ZM72 12H74V11H72ZM86 12H84V14ZM140 12H141V10H140ZM147 12H148V10H147ZM196 12H199V10L198 11L196 10ZM137 13H139V12H137ZM149 13H146V14H149ZM139 14L141 15V13H139ZM199 14L202 15L201 13H199ZM111 15L113 16V18L115 20L121 19L120 15L118 13H116L115 11H112ZM38 16H39V14H38ZM141 16H144V15H141ZM36 17H37V15L35 16V18ZM137 17H139V15ZM204 17H206V16H204ZM77 19H79V16H77ZM86 20H88V18ZM208 21H209V19H208ZM42 22H45V21H42ZM33 23H35V22H33ZM212 23L215 25L217 24L214 21ZM94 25H95V23H91L90 26L94 27ZM156 25L157 24H155V26ZM55 26H56V24L54 22V24H52L53 32H56V30H54ZM158 26H159V28L160 27L162 28L163 25L161 26L159 23V25H157V27ZM154 27H151V28H154ZM163 27H165V26H163ZM217 27L220 28L221 26H217ZM117 28H118V26H117ZM165 28H163L162 30L165 31L164 30ZM56 29L58 30V28H56ZM92 29H91V32L94 33L95 30L93 29V31H92ZM107 29H108V27H107ZM141 29H142V27H141ZM145 29H147V28H145ZM148 29H150V28H148ZM138 30H140V29H138ZM221 31H225V30L221 29ZM147 32H148V30H147ZM165 33H167V32H165ZM226 33H228V31ZM146 34H143V35L146 36ZM148 34H150V33H148ZM159 34H161L160 29L154 31V36H155L154 38H156V37L158 38L160 36ZM228 34H230V33H228ZM94 36H95V33L92 35V39L90 37L89 40L93 41ZM138 36H140V34ZM145 36L143 38L144 40L142 39L143 41H145V39H146ZM232 36H234V34H232ZM131 37L132 36H130V38ZM152 37H153V35H152ZM162 37L163 36L161 35V38ZM148 38H149V36H148ZM136 39L139 41L138 38H136ZM151 39L152 40L150 42L153 41V38H151ZM134 40L135 39H133L132 42H134V44L136 45L135 47L137 49L138 46L136 43H138V42H137V40L136 41H134ZM143 41H141V42H143ZM86 42L88 43V41H86ZM89 42L91 45L89 47H91V48L94 47V46H92L93 45L92 42L91 41H89ZM152 43H151V45H152ZM142 44H144V42ZM96 45L97 44H95V46ZM145 45L146 44H144V46ZM100 46H99L100 48H98V49H101L103 45H100ZM146 46L148 48V45H146ZM135 47H134V49H135ZM154 47L155 46L153 44V48ZM140 50L139 49L136 50L135 54L137 56H138V54H140L139 53V52H141ZM137 51H138V54H137ZM154 51H156V50H154ZM150 52L148 53L145 50L144 56L141 59H139L140 60L139 61V67H140L139 69L142 72V76H143L142 78H144L145 76L148 77L151 73H154V72H152L154 69L152 67L154 65L151 67V60L149 59L150 57H148V54H149V56H150V54H152V52L151 53ZM153 54H154V52H153ZM134 58H132V59H134ZM155 59H156V57H155ZM133 61L134 60H132V63H133ZM152 61H154V60H152ZM124 62H125V60H124ZM158 64H160V63H158ZM166 64L167 63L165 62V65ZM133 65H135V64L133 63ZM133 65H132L133 69L131 67L129 69H132V71H135V72H133V74H135L137 76L136 73H138V72H137V70H135V68H134L135 66H133ZM155 65H157V61H156ZM160 68H162V67H160ZM71 70L75 71L74 78H73V76L71 77L74 80L75 86H74V83H72V79H70L71 81L69 80ZM160 70H162V69H160ZM159 75H158V77H156L157 74H156V76H154V74L153 75L151 74L150 79L151 78L153 79L155 77L159 78ZM161 75H162V73H161ZM163 75H162V78L165 77L164 73H163ZM136 76H135V78H136ZM152 76H154V77H152ZM199 77H201V76H199ZM162 78L160 80H162ZM150 79L147 78L148 81ZM176 79H178V78H176ZM138 80L139 79H137L136 81L140 82V80H142V79H140L139 81ZM144 81H146V79ZM165 81H166V78H165ZM151 82L150 83L147 82V83L152 85ZM171 82H172V80H171ZM183 82H187V80L183 81ZM168 83H169V81H168ZM141 84L143 86V82H141ZM165 84H167V83H165ZM83 86H84V84H83ZM167 86H169L168 87L169 89L166 88L165 85H163L164 89L165 88L168 90L173 89L172 85L170 86L168 84ZM148 87H147V91L149 90ZM157 87L161 88V86H159V83H158ZM157 87L154 89V91H155L154 94L156 93V98L153 97L155 99H153V98H150V99L151 100L158 99L157 100V102H158L160 100H159V98H157V96L159 95V93H161V90L163 88H161L160 91L157 93V91H158V90L156 91V89H158ZM207 87H209V86H207ZM207 87H205V89ZM132 88L133 87H130V89H132ZM193 88H194V86H193ZM200 88H202L201 91L204 89L203 86ZM130 89H129V91H130ZM136 89L137 90H139V89L137 87L135 88V92L137 93ZM141 89H143V88H141ZM141 89L139 90L140 92L138 91V93H140V95L143 97L144 95H142ZM166 89L162 90V91L164 92V91H166ZM196 89L198 90L199 88H196ZM197 90H195V91L197 92ZM192 91H193V89H192ZM206 91L208 92V95H209L210 90L208 91V89H207ZM143 92H145V91L143 90ZM149 92H147L146 94L145 93H143V94H145V96H146ZM181 92H183V91H181ZM215 92H214V94H215ZM201 93H202V96H203V94H207V93H205V91H204V93L203 92H201ZM129 94H130V92H129ZM163 94L165 95L166 93L164 92ZM141 96L138 95V98ZM152 96H155V95H152ZM159 96L161 98V95H159ZM191 96H193V95H191ZM194 96H195V94H194ZM200 96H201V94H200ZM197 97H199V96H197ZM206 97H208V96H206ZM93 98H91V99H93ZM138 98H136L137 101L140 99V98L139 99ZM204 98H205V96H204ZM136 99H135V101H136ZM193 99H194V97H193ZM143 100L141 101V99H140L139 101H141L142 103H145L146 100L145 101H143ZM164 100H162V102ZM173 100H174L173 98L172 99L170 98L171 102H174ZM213 100H215V99H212V102L214 103ZM79 101H80V99H79ZM79 101H78V103H79ZM96 101H97V99H96ZM154 102H156V101H154ZM161 103H159V105ZM208 103H210V101ZM73 104H75V105H73ZM98 105H96V107H98ZM136 105H139V104H136ZM148 105H150V104H148ZM171 105H172V103H171ZM72 106H74L75 108L73 107L74 108L73 109ZM86 106H88V105H86ZM99 106H102V107H98L97 109L100 108L99 110L103 109L102 111H106V110H104L105 108H103V105L100 104ZM144 106L141 105L140 109L142 107L147 108ZM152 106H155L154 108L156 110L157 109L159 110L160 108H162V107L158 108L157 105H155V104ZM179 106L181 107V105H179ZM180 107L178 109H180ZM208 107H209V105H208ZM90 108H92V110L94 109L93 107H90ZM143 108L141 110H143ZM148 108H151V107H148ZM181 108L183 110V107H181ZM88 109L89 108H87V111H88ZM165 109L166 108H164V110ZM167 109H168V106H167ZM174 109H177V108L174 107ZM190 109H192V108H190ZM194 109H195V107L193 108V110ZM74 110H76V111L79 110V112L77 111V115H79V117L76 115L75 116L76 118H74L77 122H75V121L72 122L73 119H72V116L70 115L71 112ZM144 110H146V109H144ZM151 110L153 111V109H151ZM164 110L160 109V111H163L161 115L163 116L164 114H167V117H168L169 114L167 113V111L165 112ZM189 110H187V111H189ZM107 111H109V110H107ZM160 111H157V112L160 113ZM80 112H81V114H79ZM157 112H155V113H157ZM168 112H169V110H168ZM184 112L182 114H184ZM191 112L190 111L188 112L187 117L191 118L189 116L190 115L189 113H191ZM205 112H206V110H205ZM211 112H212V109H211ZM100 113L97 116L100 115V117L102 119H103V116L107 117L109 115L107 118L112 116V113L109 114L110 111H109V113L107 112L108 115L107 114L105 115V112H102L101 114ZM103 113H104V115L101 116ZM87 114L89 115V113H87ZM143 114H144V112H143ZM182 114H180V115H182ZM193 114L194 113H192V115ZM121 115H123V114H121ZM147 115L148 114H146V116ZM149 115H150V113H149ZM152 115H151V118L153 119L155 115L153 117H152ZM83 116H82L81 120H83L85 118V116H84V118H83ZM156 116H157V114H156ZM171 116L173 118L172 120H174L176 118L175 115H174L175 117L172 114H171ZM171 116L169 118H171ZM77 117H78V120H77ZM185 117H186V115H185ZM87 118H85L83 121H85V120L87 121L88 120ZM114 118H118V117L115 116ZM148 118H149V116H147V119ZM159 118H162V117L159 116ZM189 118H187V119H189ZM193 118L194 117H192V119ZM210 118H211V116H210ZM112 119H113V116L110 120L112 121ZM127 119H126V121H127ZM194 119L196 120V118H194ZM115 120L117 121V119H115ZM202 120H203V118H202ZM113 121H114V119H113ZM119 121H120V119H118V124H121V123H119ZM188 121H191V120H188ZM200 121L201 120H199V122ZM79 122H80V120H79ZM202 123L204 124L205 122H202ZM155 124H157V123H155ZM96 125H97V127H96ZM173 125H174V128H176L175 122H173ZM207 125H208V123H207ZM86 126H87V128L89 127L88 130L84 129ZM122 126H124V125H122ZM125 126H126V123H125ZM182 126H184V125H182ZM185 126H187V125H185ZM209 126H211L210 123H209ZM188 127H189V125H188ZM95 128L98 130L100 129L102 131L101 132L96 131ZM171 128L172 127L169 128L170 131H171ZM190 128L191 127H189V129ZM81 129L85 130V133ZM192 129H194V126ZM200 129H201V127H200ZM205 129H207V127ZM176 130H178V128ZM90 132H92V131H90ZM187 132H188V130H187ZM207 132H208V130L206 131V134H207ZM178 133H181V131ZM203 133L205 134L204 131H203ZM99 134H102V135H99ZM208 134H209V132H208ZM97 135H95V136L97 137ZM164 135H165V133H164ZM143 136H144V134H143ZM105 137H107V136L105 135ZM199 137H201V136H199ZM207 137H208V135H207ZM156 139H158V138L156 137ZM161 139H163V138L161 137ZM204 139L201 140V142L207 141ZM168 141H164V142L169 143ZM185 141H186V139H185ZM208 141H207V143H208ZM134 142H135V140H134ZM201 142L199 140L198 143L201 144ZM186 143H187V141H186ZM188 143H189V141H188ZM191 144H189V145H191ZM202 144H203V142H202ZM170 145H171V142H170ZM194 145H195V143H194ZM112 146H113V143H112ZM130 146H132V145H130ZM185 146H187V145H185ZM57 147H60V150H58ZM126 147L128 148L129 146H125V148ZM134 147H138V146H134ZM191 147L193 148V145L189 146L188 149ZM125 148L124 149L122 148V149L125 150ZM127 148H126V151L128 150ZM139 148H140V146H139ZM177 148H179V145L177 146ZM182 148H183V146H182ZM192 148L189 150L194 151V149H192ZM54 149H56L55 150L56 154L53 153L54 154L53 155L51 153V151L53 152ZM140 149H138V154L140 153V156L143 157L144 155L141 154L142 150H140ZM148 149H149V147H148ZM41 150L43 152L42 155H41V153H42ZM204 150H206V147ZM129 151H130V148H129ZM136 151H137V149H136ZM81 152H83V153H81ZM133 152H135V150L134 151L132 150V152L130 153L131 155H128L129 154V152H128V154H126L124 156L126 157L128 155L127 157L129 159H132V160L138 159L136 157L138 154L136 152L135 153H133ZM153 152H154V150H153ZM117 153L118 152H116V155H117ZM120 153H121V151H120ZM153 154H155V152ZM158 154H159V152H158ZM51 155H53V157L51 159V161L53 163L50 161ZM121 155L119 154V156H117V158H119ZM195 155H194L195 158L197 156L199 157V155H197V156H195ZM129 156L130 157L135 156L136 158L135 157L130 158ZM128 158H127V160H128ZM156 158H157V156H156ZM120 159L122 160V157H120ZM140 159H142V158H140ZM140 159H138V161ZM143 160H144V158H143ZM206 160L209 161V159H206ZM146 161H148V160H146ZM211 161H209V163ZM121 162L124 163V161H121ZM131 162L132 161H129L128 163H131ZM199 162L201 163L202 161L199 160ZM137 163L140 164L142 162H137ZM137 163H136V166L138 165ZM144 163L142 165L146 164V163L145 164ZM202 163H205V162L203 161ZM120 165L122 166L121 167L122 169L119 168L120 170L123 171V168L126 169L125 163H124V165H125L124 167L122 164H120ZM195 165H196V163H195ZM116 166H117V164H116ZM205 166H206V168H205ZM126 167L128 168V165ZM131 167L133 169V166H131ZM137 167H136V169L140 170V168L139 167L137 168ZM143 167H145V166H143ZM171 167H170V169H171ZM146 168L147 167H145L142 170H146ZM158 168L160 170V167H158ZM158 168H156V169H158ZM162 168L163 167H161V171H162ZM166 168L167 167L165 166V169ZM168 168H167V170H168ZM178 168H179V166H178ZM191 168H193V167H191ZM203 168H205V169H203ZM56 169H58V168H56ZM136 169H133V171ZM165 169H163V170H165ZM172 169H175V168H172ZM59 171H60V169H59ZM150 171L148 168V172H150ZM138 172H141V171H138ZM188 172H190V171H188ZM196 172H198V171H196ZM152 173L156 174L157 172H154L152 170ZM186 173L187 172L185 171V174L183 173L182 175L185 176ZM118 174H117V177H118ZM168 174H171V170L169 173H166V175H165V173H163V175H165V178H168V177H166ZM174 174H176V173L174 172ZM179 174L181 175V173H179ZM199 174H200V172H199ZM55 175H58V174H55ZM65 175H64V179H66ZM188 175L189 174H187V176L184 177V178L187 177V180H186L187 182H189L188 181V179H189ZM77 176H79V178ZM148 176H149V174H148ZM156 176L158 177L159 175H155L154 177H156ZM161 176H162V174H161ZM189 176H192V174ZM76 177H77V179H76ZM152 177H153V174H152ZM192 178H193V176H192ZM64 179H63V181H65ZM152 179L154 181L156 178H152ZM202 179H200V180H202ZM144 180H147V179L145 178ZM144 180L142 179V181H144ZM163 180L164 179L162 178V181ZM165 180H164L165 183H167V179H165ZM200 180L198 182H200ZM184 181H185V179H184ZM43 182L45 184H43ZM151 182H152V180H151ZM169 182H171V181L169 180ZM201 182H203V181H201ZM160 183H161V180L159 182V185L162 186L163 185L162 183H164V182L161 183L162 185ZM165 183H164V186L166 185ZM42 184L45 187L42 186ZM59 184H61V185H59ZM142 184H145V183L143 182ZM189 184L190 183H188V185ZM195 184H197V183L195 182ZM40 185H41L42 189L40 188ZM65 185H64L65 190L70 188V187L66 188ZM198 185H200V183H198ZM198 185H197V187H198ZM60 187H59L58 191L61 190ZM156 187H158V186H156ZM145 189H144V191H145ZM70 190L71 189H69L68 192H65V193L62 192V193L66 194V195H68V193H69V195H71L70 193H72L73 191L69 192ZM157 190L159 191V189H157ZM165 190H167V189H165ZM197 190H199V188H197ZM50 192H52V191H50ZM50 192H47L48 194L45 193V195H50L49 194ZM170 192L171 191H169V195L172 196V194ZM54 194L52 193L51 195H54ZM59 194L61 195V193H59ZM194 194L195 193H193V195ZM202 194H203V192H202ZM173 196H172V199H173ZM147 197H152V198H149V200H148ZM206 197H208V196H206ZM169 199H168V201H169ZM166 202H167V199H166ZM169 203H171V202H169ZM169 203H167V204L169 205ZM180 203H182V202H180ZM182 204H180V205H182ZM150 205H151V203H150ZM180 205H179V203H177L176 206H179V209H180ZM162 206H163L162 203L159 205V202H158V204H156L154 202V206L152 205L153 210H154V212H153L154 217L152 215L151 218L153 217L152 219L154 221L152 220V222H151V225H152L151 228H153V226H155L158 229V227L156 226L157 224L161 226V224L164 223V221L167 222V223L165 222L166 227L164 228V229L167 228L166 232L162 228V227H164L165 224L162 225L161 227L159 226L160 227L159 230L160 231L164 230V231H163V236L161 235L160 237H158L160 240L158 238H157L158 240L157 239L155 240V238H154V240H155L154 249L155 250H152L153 246L150 247L149 242L152 243L153 239L152 240L150 239L151 236L156 237L157 235L159 236L160 234H162V232L159 233V230L157 231L156 228L154 230H156V232H158L157 235L153 236V234L151 235L149 233L150 237H148V239H150L151 241H149L147 238H143L144 241H146V240L149 241V242L146 241L149 245H145L146 243L144 244L145 247L148 246L147 248H144V246L140 245L141 240H142L141 238H140V241L138 240L139 237H141L144 234V232H141L142 229L140 231H138V230L135 231L138 233L139 232L143 233L141 236L139 234L138 237H137L138 233H135V236L138 239L132 238V236L134 234L133 235L131 234L130 238H127V239H131V238L134 239L133 243H136V240H137V242L138 241L140 242L138 244L136 243L138 246L140 245L142 248L140 250L141 252L138 250V249H140V247L138 249L136 248V250L139 252V253L138 252L137 253L140 254V257L146 252V250H147V252L148 251L150 252L151 248H152L151 249L152 251H156L159 248L160 250L158 249L159 250L158 252L160 254L157 253V251L155 253L154 252L152 253V251H151V254H149V255H152V254L157 255V256H154V258L155 257L159 258L162 256V260H161V258H159V259L156 258V260H158L156 262H154L155 261L154 258L152 259V262H154L156 264H157V262H159V264L166 262L164 257L166 259L171 258L169 256H171L172 254H175L174 250L176 247L174 245H176V243L178 241L180 242V240H182V238L179 237L180 234H182L181 233L182 231L179 230V232H178L177 230H175V231H177L176 233H178V235H179V236H177V238L179 237V239L174 238L175 240H173L171 238V240H173L175 242L174 244H173V241L170 243L168 242V245L170 244L169 246L172 249H174L173 253L172 252L170 253V251L167 252L168 247L167 248L163 247V245L160 244L164 241H167L165 234L166 233L168 234L174 228L173 226L170 227L172 229L169 230V232H167L168 228H169V225L167 227L168 218H169L167 216H169V214H168V212H166L168 210V207H167V205H165L163 207ZM146 207H147L148 211L144 209ZM152 207H150V209ZM161 207L162 208L167 207L166 208L167 210L165 211ZM169 207L171 208L170 205H169ZM172 208H173V204H172ZM172 208H171V210H172ZM179 209H176V210L179 211ZM183 209H186L184 205H183L182 210ZM151 210H150V212H151ZM160 210L165 211L167 214H165V212H164V214H162V212ZM174 210H175V208H174ZM143 211H144V213H143ZM184 211L185 210H183L181 212V210H180V213L178 216L179 218L176 216L177 212L175 213L174 217L178 218L180 229L182 228L185 230V228L188 229L187 226L185 227V222L187 221L186 219H188V215L186 213L190 212L192 214V211H189V210L185 211L186 213ZM171 213H173V212H171ZM204 213H205V211H204ZM150 214H152V213H150ZM172 215H170V217L172 219V220L171 219L170 220L174 221ZM148 216L149 215L145 216V218L146 217L148 218ZM192 216H194V214ZM164 217L165 218L167 217L166 220H164L165 219ZM147 218H146V220H147ZM112 220H114V219L112 218ZM145 221H143V222H145ZM147 221L149 223V219ZM124 222L127 224L130 223V224L128 226H127V224L123 225ZM154 222L155 223L157 222V224L153 225ZM190 222H192V221H190ZM31 223H34V222H31ZM140 223H137V224H140ZM172 223H174V222H172ZM143 224H141V225H142V227H145V230H146L147 229V227H146L147 223H146V225L144 224L145 226ZM189 224H191V223H189ZM191 225H193V224H191ZM121 226H122V228H121ZM133 227H135V226L133 225ZM137 227H138V225H136L135 229H138ZM139 228H141V226H139ZM175 228H176V226H175ZM177 228L179 229V227H177ZM8 229H14L15 231L12 234L13 235L18 234V238L21 237L20 232L16 228H14L13 226L8 225V224L0 225V237L9 235L10 233L8 232ZM130 229H131V227H130ZM200 229H203V228H200ZM154 230H152V232ZM128 231H130V230H128ZM186 231L188 232L189 230H186ZM156 232H154V234ZM192 232L194 233L193 228H192ZM192 232L191 231L189 232V233H191L190 235L193 234ZM189 233H187V234H189ZM195 233H194V237H195ZM200 233H198L197 235H199ZM170 234L172 235L173 232ZM170 234L168 236H170ZM187 234L183 233V235H185L184 237L188 238V239L186 238V241H185L186 244H189L190 242H191L190 244H192V242L194 243V240L196 239L197 236L195 237V239H193L191 236L189 238ZM149 235L147 234V236H149ZM164 235H165V237H164ZM147 236H144V237H147ZM171 237H174V235ZM161 239L163 241H161ZM143 240H142V242L144 243ZM154 240H153V242H154ZM187 240H189V243H187ZM197 240L199 241L200 239H196L195 241H197ZM156 241H158V243H156ZM159 241H160V243H159ZM185 242H183V240L181 241V244H183L184 248H182V245H178L177 251L179 250V252H180L179 255L184 254V253L188 254V252H187L188 249L187 250L185 249L186 248ZM131 243H132V241H131ZM153 244L154 243H152V245ZM109 246L111 249L110 252L108 250ZM131 246H132V244H131ZM187 246H189V245H187ZM122 247H124V248H122ZM190 247H191V245H190ZM190 247H188V248H190ZM133 248H135V247H133ZM163 249H165L166 252ZM132 250H134V249H132ZM143 250H145L144 253H142ZM180 250L182 252H184V251L185 252L182 253ZM124 251L126 252V250H124ZM162 251H164L163 253H165V255L164 254L162 255ZM132 252H134V251H132ZM120 253H121V255H119ZM177 253L175 255H177ZM145 254H146L147 260L149 259V263L147 261L146 264H150V263L153 264L150 261L151 257H153V256H147V253H145ZM158 254H159V256H158ZM118 255L120 257H117ZM135 255L137 256L136 253H135ZM135 255L133 254L132 257H134L136 259ZM167 255H169V256H167ZM175 255H172V256H175ZM188 255H191V253ZM182 256H180V258H179L180 264H189L187 261H188V259H190L189 257H192L193 255L188 257L187 261H185L187 263L181 262V258H183ZM138 257H139V255L137 256V258ZM146 257H145V259H146ZM113 258H114V260H113ZM134 258L131 261H133ZM145 259L142 258V260H143L142 262H144ZM179 259H177V260H179ZM171 260L173 261V259H171ZM182 260H184V258ZM46 261H44V262H46L47 264L52 263V261H50V259L46 258ZM140 261L141 260H138L137 262L140 263ZM193 261L195 262L194 259H193ZM134 262L136 263V261H133V263ZM175 262L174 263L172 262V263L175 264ZM189 262H191V264H192V261H189ZM194 262H193V264H196ZM139 263H137V264H139ZM168 263H169V261H168ZM53 264H55V263H53ZM144 264H145V262H144ZM163 264H165V263H163ZM170 264H171V261H170ZM178 264H179V262H178Z\"/></svg>",
  "mask_w": 264,
  "mask_h": 264
},
{
  "label": "snow or ice",
  "instance_id": "6c2138e0",
  "mask_svg": "<svg viewBox=\"0 0 264 264\" xmlns=\"http://www.w3.org/2000/svg\"><path fill=\"white\" fill-rule=\"evenodd\" d=\"M14 231V229H8L10 234L0 237V251L10 252L11 245L18 239V234H12ZM41 254V252H36V258L31 262V264H44V262L40 259ZM0 264H14V262L10 259H4L0 260Z\"/></svg>",
  "mask_w": 264,
  "mask_h": 264
}]
</instances>
